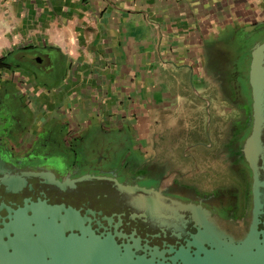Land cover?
<instances>
[{
    "label": "crops",
    "instance_id": "1",
    "mask_svg": "<svg viewBox=\"0 0 264 264\" xmlns=\"http://www.w3.org/2000/svg\"><path fill=\"white\" fill-rule=\"evenodd\" d=\"M245 2L0 0V109L15 150L61 166L81 140L73 151L90 143L128 176L210 189V160L227 157L248 103L235 42Z\"/></svg>",
    "mask_w": 264,
    "mask_h": 264
},
{
    "label": "flooded vegetation",
    "instance_id": "2",
    "mask_svg": "<svg viewBox=\"0 0 264 264\" xmlns=\"http://www.w3.org/2000/svg\"><path fill=\"white\" fill-rule=\"evenodd\" d=\"M247 3V13L237 17L243 26L236 31L235 42L240 54L236 68L239 66L241 74L237 84L248 103L239 110L243 119L233 148L216 167L210 160V189L166 184L145 175L128 176L119 166L118 157L93 153L90 143L82 152L73 151L81 140L71 144L68 160L53 167L44 153L15 150L11 122L0 109V242L7 240L2 233L4 226L18 215L28 219L63 206L79 212L87 219L86 225L95 228L99 222L112 236L120 235L125 242L134 240L141 251L148 252L194 231L191 215L179 208L180 203L201 206L209 211L220 231L241 238L248 228L251 207L252 169L243 153L244 142L254 126L248 73L254 44L264 39V0ZM258 147L261 152L255 166L264 175V127ZM119 187L135 190L127 192ZM224 187L232 188L228 196L222 193Z\"/></svg>",
    "mask_w": 264,
    "mask_h": 264
},
{
    "label": "water",
    "instance_id": "3",
    "mask_svg": "<svg viewBox=\"0 0 264 264\" xmlns=\"http://www.w3.org/2000/svg\"><path fill=\"white\" fill-rule=\"evenodd\" d=\"M251 57L248 76L254 126L243 145L252 169L251 207L241 238L220 231L201 206L180 203L179 208L190 213L194 231L179 235L173 244L141 251L136 241L112 236L99 222L95 228L86 225L87 219L79 212L60 206L28 219L18 215L6 224L0 264H264V175L255 166L264 127V39L254 44Z\"/></svg>",
    "mask_w": 264,
    "mask_h": 264
},
{
    "label": "rangeland",
    "instance_id": "4",
    "mask_svg": "<svg viewBox=\"0 0 264 264\" xmlns=\"http://www.w3.org/2000/svg\"><path fill=\"white\" fill-rule=\"evenodd\" d=\"M245 1H246L245 3H247V1H249V0H245ZM14 54H17V55L19 54V55H24L26 57H29V56H37L38 55V51H36V50H25V51L20 50V51H16ZM27 63H30L31 66H36L37 65V64L35 65V63L32 62V61H27ZM228 71H231V68H229ZM230 189H232V188L224 187L223 191H222L223 195L228 196V194H230L232 192V191H230ZM241 215H242V213H240V215H238V216L241 217ZM239 222L242 223V219H240Z\"/></svg>",
    "mask_w": 264,
    "mask_h": 264
}]
</instances>
